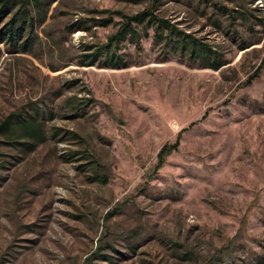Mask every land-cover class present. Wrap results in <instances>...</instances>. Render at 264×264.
<instances>
[{"label":"rangeland","instance_id":"374dc122","mask_svg":"<svg viewBox=\"0 0 264 264\" xmlns=\"http://www.w3.org/2000/svg\"><path fill=\"white\" fill-rule=\"evenodd\" d=\"M39 1L33 30L0 43V122L36 114L47 133L34 151L0 139V264L264 262V0H214L253 12L235 25L211 0ZM155 3L225 65L153 27L142 52L122 44L127 67L86 65L121 13Z\"/></svg>","mask_w":264,"mask_h":264},{"label":"trees","instance_id":"16d2710c","mask_svg":"<svg viewBox=\"0 0 264 264\" xmlns=\"http://www.w3.org/2000/svg\"><path fill=\"white\" fill-rule=\"evenodd\" d=\"M162 0H159V2ZM208 2V1H207ZM158 3V2H157ZM44 2L36 0H0V22H4L9 16L11 18L6 24L5 29L0 33V43L5 39L11 41L14 45L22 38L27 30H33L35 25L34 8L41 9ZM158 4L144 9L133 15L121 13L122 23L119 29L108 38V42L101 50L88 56L89 60L86 65H95L101 60L100 65L104 68H123L130 63L125 57L126 54L120 53L122 44L130 40L138 50L143 51V38L149 36L148 29L153 27L156 37L159 40H165L168 45H172L176 50H181L191 59L199 60L207 67L220 69L225 65L222 57L214 47L207 42L195 37L192 33L182 30L177 24L162 17L157 13ZM206 7L218 9L224 15L233 20L234 25L240 18H249L253 12L249 13L247 9H237L229 7L225 4H218L211 0ZM44 18L40 21L42 23ZM114 19L111 17L105 25L112 23ZM217 25L222 27L221 21ZM233 25V26H234ZM141 27L145 28L144 35ZM235 27V26H234ZM250 29H254L250 26ZM237 33V32H236ZM32 44V38L24 42L23 47L27 49ZM258 74L252 76L248 83H252ZM0 139L9 145L21 144L28 151H34L40 143L47 140L45 124L39 119L38 115L23 116L22 114L12 113L0 122ZM1 143V142H0ZM180 145V139L173 144H165L159 152L158 168L162 167L167 157L175 152ZM224 262L221 260V264ZM264 264V262H261Z\"/></svg>","mask_w":264,"mask_h":264}]
</instances>
